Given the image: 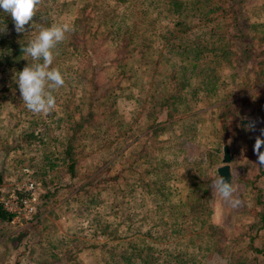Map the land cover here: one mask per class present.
Masks as SVG:
<instances>
[{"label":"rangeland","instance_id":"obj_1","mask_svg":"<svg viewBox=\"0 0 264 264\" xmlns=\"http://www.w3.org/2000/svg\"><path fill=\"white\" fill-rule=\"evenodd\" d=\"M220 7L233 9L228 0ZM234 7L247 17V36L254 32L253 52H240L237 39L246 37L233 42L228 32L218 40L230 51L203 69L186 68L195 51L183 52L178 38L171 50L163 36L186 30L192 47L206 45L196 58L209 60V29L219 21L198 20L191 8L175 11L170 0H41L23 33L2 10L0 56H19L0 61V196L33 179L37 209L18 223L11 216L0 229L20 230L15 238L33 248L31 259L38 245L48 252L39 264H107L102 244L110 240L101 231L118 230L115 243L142 256L150 252L144 248L162 247L163 262L176 253L195 264H264V164L253 154L254 138L264 129V0H238ZM223 18L218 24L225 30L230 17ZM85 21L90 50L76 52L71 41L83 37ZM54 23L72 29L53 50L51 65L65 84L51 90L55 108L37 114L26 107L16 81L25 66L42 60L33 61L22 47ZM126 28L128 45L120 40ZM89 94L101 124L74 138L77 162L70 169L63 152L71 135L68 115L88 109ZM111 109L112 118L106 116ZM248 120L256 122L255 132L244 127ZM97 128L105 138H92ZM225 145L233 188L227 198L215 184ZM120 159L116 178L112 170ZM118 180L120 194V186L105 188Z\"/></svg>","mask_w":264,"mask_h":264},{"label":"trees","instance_id":"obj_2","mask_svg":"<svg viewBox=\"0 0 264 264\" xmlns=\"http://www.w3.org/2000/svg\"><path fill=\"white\" fill-rule=\"evenodd\" d=\"M118 3L120 2H127L128 0H116ZM230 2V5H232L231 10H226L224 8L220 7V3L221 0H170V2L173 4V10H177L178 12L183 11L184 9L188 10L189 8L190 13H192L194 16L196 15V17H198V20H209L214 22H217L216 24H212L210 26L211 29H209V35H210V39H211V46H210V50L214 51V54L211 56V58H209V60L204 56H201L200 58H196L197 57V50L200 51L202 49H206V45L202 44V45H195V48L192 47L193 44H189L187 43V39L188 37H186L184 35V33L186 32V30L182 31L181 29L177 28V29H171L166 31L167 33H165V35L163 36L164 40L167 39V45L166 47L169 49H175V44L173 45L172 48V40H177L180 39L181 41L179 42V48L182 49V51H195V53L192 55L193 58L190 59V61L188 62L186 68L190 67V68H195L196 66L199 68H207V65H210L212 62H215L216 64H219L221 61V57L220 55L222 54H227L229 50V48H225V44H222L223 46H221L219 44V40L218 38L220 37H224L226 38L228 35L227 33H231V36H233L232 41H236L237 38L239 37H246L245 41H241V38L237 39V42L239 44H243V46L240 48V52L247 54V53H251L253 52V49L251 48L250 44L253 46V38H254V32H249V35H252L250 37L247 36L246 32H244V28H243V23L246 21V15H244L241 11H239L238 9H236L234 6L237 4L238 0H228ZM175 5V6H174ZM206 7L209 6V8L207 10H202L201 7ZM240 8V7H239ZM3 11L0 10V14H2ZM188 16V13L186 15V18ZM225 16H229L230 19L229 21H227L226 26H225V30H222V28H220L219 24L221 19H225L223 17ZM85 25L81 27L82 28V38L79 37H75V40L71 41V44L73 46L74 49H76V52H84L86 49L90 50V48L88 46L84 45V41H86L88 39V37H84L85 35V29L84 27H88L90 24H88L87 21H85ZM253 27V26H251ZM131 29L130 28H126V30L123 33V35H121V41L124 45H128L129 42L132 41L131 38ZM176 32V33H175ZM124 33H127V35H129L127 38ZM186 34V33H185ZM153 36L152 34L150 35V37ZM230 36V37H231ZM145 40H148L147 36H144ZM236 38V39H235ZM230 39V40H231ZM261 42H264V35L260 38ZM186 41V42H185ZM187 43V44H186ZM170 45V46H168ZM151 45H145V47H150ZM254 47V46H253ZM82 49V50H81ZM196 49V50H194ZM259 52L264 53V43L261 44L260 48H259ZM144 53H148V51L144 52ZM149 56L151 55V53H148ZM19 56L18 52L13 53L12 56H10L7 53H3L2 56H0V61H9L13 56ZM197 60H196V59ZM212 61V62H211ZM19 62H23V61H19ZM257 62V61H256ZM12 67H19L17 64H13ZM123 73V71L120 69V73ZM95 94V93H94ZM92 94H89V97H87L88 99V109L83 110L80 109V113L78 115V117L75 115L73 116V114L68 115V121L70 122V131H71V135L66 139V143L64 146V150L63 152L65 159L68 162V167L70 169H73L75 163L77 162V152L75 150V145L73 144V140L74 138H78V140H82L80 139L83 135V133H87L88 131L92 133L93 130H89V127H96L99 124H101V121H96V118H94V113H93V109L90 108L91 104H92V96H90ZM107 105L112 106V102H109ZM110 113H107L106 116L111 117L110 114L111 112H114L112 109L110 111H108ZM72 117V118H71ZM109 118V119H111ZM96 121V122H95ZM95 123V124H94ZM88 124V125H87ZM106 124H104L105 126ZM241 126H243V124H241ZM105 130H101L100 128H97V131L93 132L92 138L95 139H101V138H105V133L101 134L102 132H104ZM40 137V136H38ZM120 140L122 139V136L119 138ZM135 156L139 157V154L136 152ZM145 158L144 155L142 157V159ZM123 161L120 159L118 160V166L121 165ZM131 162H135L134 160H132ZM120 163V164H119ZM54 163H52L53 165ZM124 164V163H123ZM108 168H113L114 164L110 163L107 166ZM120 168H113L112 171L116 170L115 172V176L116 178H118L121 174V172L123 171V169H121V167L123 166H119ZM102 180V179H101ZM110 180V179H109ZM108 180V182H109ZM100 182V180L98 181ZM105 188H109L111 190H114L115 188H118V186H120L119 190L116 193H121L123 190V182L118 180V182L116 183H110V184H106L104 183ZM208 189V186L207 188ZM11 214L6 211L1 203H0V227L6 225L9 221ZM118 230H112L110 232H105V230H102V233H107L109 236L110 241H105L102 245L103 248H105V251L107 252V256L105 259V262L107 264H134L133 262V256L138 257L139 258V262L138 264H173L172 262H178L179 264H195V259L192 258L191 256H187V258H181L179 257L176 253L172 254V258H169V262H163L164 258L161 257L162 254V247H160L159 249H157L156 247H154V249L152 248H144L149 250L150 252L148 253V255L146 256H142V251H137V248H131L129 250V248L127 246H125L122 242V244L119 243H115L116 241H114L113 239H116L118 237L117 234ZM170 232H173L172 230ZM112 239V240H111ZM101 245V246H102ZM105 245H107V247H105ZM122 246V247H121ZM129 254H132L133 256H129ZM147 257V258H146ZM157 259H156V258ZM160 257V258H159ZM171 259H174V261H171ZM161 260V261H159ZM159 261V262H158ZM163 262V263H162Z\"/></svg>","mask_w":264,"mask_h":264},{"label":"clouds","instance_id":"obj_3","mask_svg":"<svg viewBox=\"0 0 264 264\" xmlns=\"http://www.w3.org/2000/svg\"><path fill=\"white\" fill-rule=\"evenodd\" d=\"M40 3L41 0H0V10L11 16L15 31L23 33L33 20ZM71 30L67 23H54L51 27L42 29L26 47H22V52L30 56L33 61L42 60V63L25 66L19 72L16 81L26 107L34 113H47L56 106V99L51 90L62 87L65 80L59 68L51 67L55 58L53 50L65 40L66 34ZM244 127L255 132L257 125L255 121L248 120ZM254 139L253 154L257 157L258 163L264 164V151L261 150L264 148V129H260L259 135ZM215 184L226 198L233 192L230 181L223 177H220Z\"/></svg>","mask_w":264,"mask_h":264},{"label":"crops","instance_id":"obj_4","mask_svg":"<svg viewBox=\"0 0 264 264\" xmlns=\"http://www.w3.org/2000/svg\"><path fill=\"white\" fill-rule=\"evenodd\" d=\"M0 189L2 188L0 187ZM15 227L18 229L23 228L21 226ZM19 233L20 230L0 229V264H18L21 261L24 263L29 262V260H31V264H39V261L42 263V258L45 257L46 254H48V252L46 253V247L43 246V248H40L37 245L35 250L37 259H31L30 256L33 254L34 250L33 248L28 247L23 240L15 238L21 235H18ZM20 248L24 249L25 251L22 252L21 250H18Z\"/></svg>","mask_w":264,"mask_h":264},{"label":"built area","instance_id":"obj_5","mask_svg":"<svg viewBox=\"0 0 264 264\" xmlns=\"http://www.w3.org/2000/svg\"><path fill=\"white\" fill-rule=\"evenodd\" d=\"M36 200L37 186L33 179L0 196V203L11 214L13 223H18L24 216H31L37 209Z\"/></svg>","mask_w":264,"mask_h":264},{"label":"water","instance_id":"obj_6","mask_svg":"<svg viewBox=\"0 0 264 264\" xmlns=\"http://www.w3.org/2000/svg\"><path fill=\"white\" fill-rule=\"evenodd\" d=\"M229 160H230V156L228 154V146L225 145L224 146V155H223L224 164L218 166L217 172L219 174V178L223 177V178L229 180L231 183V172H230L229 164L227 163Z\"/></svg>","mask_w":264,"mask_h":264}]
</instances>
